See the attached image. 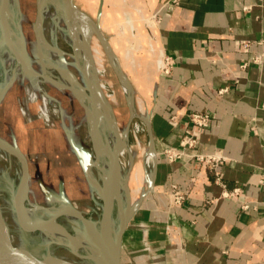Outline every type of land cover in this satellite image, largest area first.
<instances>
[{
	"label": "crops",
	"instance_id": "1",
	"mask_svg": "<svg viewBox=\"0 0 264 264\" xmlns=\"http://www.w3.org/2000/svg\"><path fill=\"white\" fill-rule=\"evenodd\" d=\"M123 1L144 16L159 15L156 47L173 67L168 75H155L151 96L147 90L141 97L150 133L139 136L133 151L145 177L139 192L154 188L150 194L141 191L134 202L136 222H129L123 235L120 263L264 264V193L258 185L264 167V44H257L264 41V0H179L171 9L164 6L168 0ZM247 6L250 12L243 11ZM102 16L99 0L98 22ZM195 112L210 116L197 151L220 152L223 183L229 190L239 187L254 208L243 211L238 202L219 198L213 172L193 158L169 163L162 155L179 147L191 129L187 116ZM172 115L179 117L176 127L169 123ZM150 137L157 153L153 178L142 162ZM172 184L187 193L181 207L170 206Z\"/></svg>",
	"mask_w": 264,
	"mask_h": 264
},
{
	"label": "rangeland",
	"instance_id": "2",
	"mask_svg": "<svg viewBox=\"0 0 264 264\" xmlns=\"http://www.w3.org/2000/svg\"><path fill=\"white\" fill-rule=\"evenodd\" d=\"M14 1V6L19 12V22H17V26L15 22H10V27L13 33L19 31V37L23 42L18 43L20 49L24 46L25 48L22 50L24 52L27 50L30 54L31 51L35 52L36 34L33 31V26L38 20V14L36 18L38 0ZM73 2L77 9L103 35L101 41L98 37H93L90 47L94 60L101 64V70H96V75L119 130V136L123 137L127 129L125 139L128 151L119 154L118 161L125 165L128 158L133 159L130 170L124 167L123 172L124 176L130 173L128 191L134 204L141 191L149 194L151 192L146 189H141L139 192L142 185L145 184V177L139 168L140 161L136 162L135 160L133 148H136L140 143L136 142L132 134V125L138 121L137 117L144 118L141 116L143 113L145 114L141 97L144 92L146 95L151 90L152 84L155 82V75L157 77L161 75L155 56V52H158L156 47L158 44L156 36L153 37L157 26L152 18L153 15L144 16L139 8H132L129 3L126 7L123 0H103V16L99 22L96 19L99 0H73ZM54 7L55 5H50L49 10L54 11ZM57 43L67 63L62 67L48 68L46 72L49 73L47 74L58 81H63L64 74L69 77L74 76L77 85L80 86L81 80L76 72L78 68L71 57L69 45L62 40H58ZM95 50H97V54H95ZM107 52H113L114 57L119 61L122 72L133 92L127 93L123 90L121 81L109 64ZM31 58L32 65L40 73H43L44 68L37 62V56L34 54ZM3 63L4 60L0 58V137L13 144L27 157L30 169L29 188L31 184L36 183L35 181L39 182V186L35 185L39 191L41 205L47 208V212H53L54 209L60 208L63 202H68L91 220L90 225L96 226V222H99L101 218V202L93 197L96 180L94 186H91L88 175L84 172L87 162L92 160V141L88 125L84 120L83 106L77 99L72 100L67 95H61L50 83L47 86L48 94L60 99L58 103H43L42 93L33 96L31 100L25 99L27 84L23 86V83L16 78L12 80L10 71L3 67ZM36 77L40 80V76ZM43 87H46V84ZM67 92L70 93L68 90ZM149 95L151 96V91ZM146 103L149 105V100ZM43 108L46 112L43 111ZM132 109L135 113L134 117L131 116ZM144 134L146 133L144 132ZM148 146V143L145 142V151ZM145 151L142 154V162L145 175L150 176L152 165L145 162ZM93 175L90 177L95 179L94 177L97 176ZM136 177L140 178L143 184L141 182L139 185V180H135L137 183L134 182ZM21 178V167L17 159L13 156L4 158L0 152V205L5 208L12 207ZM150 187L154 188V185ZM114 212L112 221L113 227L116 228L119 225V218L116 210ZM49 213H44L45 219L51 216ZM135 214L136 211L133 213L130 223L136 222ZM67 219L66 215L59 218V224L66 227L72 234L79 232L80 224ZM7 225L15 237V245L28 251L39 260L56 258L74 264H92L77 258L64 246L45 241L38 233L23 232L19 229L13 216L8 218ZM144 246L149 247L147 242L144 243ZM79 254L85 255L86 252L79 251ZM108 255L109 252H105V257L99 258L97 264H108L106 257ZM54 262L59 264L57 260Z\"/></svg>",
	"mask_w": 264,
	"mask_h": 264
},
{
	"label": "bare ground",
	"instance_id": "3",
	"mask_svg": "<svg viewBox=\"0 0 264 264\" xmlns=\"http://www.w3.org/2000/svg\"><path fill=\"white\" fill-rule=\"evenodd\" d=\"M14 3V0H0V58L4 60L3 67L10 71L12 80L16 78V80L23 83V86L27 84L25 89V99L27 98V100H31L33 96L42 93L43 103H58L60 99L49 96L47 91L49 83L53 85L55 82L58 85L55 86L54 84L53 86L56 87L61 95H67L72 100L75 98L81 103V106L85 110L84 120L88 125V132L92 141V160L87 162V167L84 172L88 175L91 186H94L95 179L90 176H94L93 174H95L101 181L103 189H107L106 191L110 192L111 196L117 193L120 197L119 199L122 201L124 193L126 192L123 168H131L132 160L128 158V161L124 163L125 165L118 161L119 154H122L123 151H128V147L125 134L123 137L119 136V130L113 120L111 109L103 95V91L101 93L96 92L92 84H89L88 89H84V87L77 85L74 76L69 77L64 74L65 78L62 76L63 81H58L50 77L47 74L49 72H46L48 68L54 66L62 67L67 63L59 50L58 40H62L70 46L72 54L76 59L75 63L76 65L78 64L83 73L90 76V68L93 66L97 71L101 70V64L94 60L90 42L93 37H98L101 41L103 35L100 34L93 23L74 5L67 7L61 0L60 6L57 5L58 0H38V20L33 26V31L36 34L35 52L31 51L29 54L27 50L25 52L22 50L25 48L24 46L21 49L18 46V43L22 42L19 37V31L13 33L10 27V22H15L16 26L17 22H19V12L14 6ZM50 5H55L56 8L54 7V11L49 10ZM97 53V50H95V54ZM34 54L37 56V62L44 68L43 73H40L32 65L31 57ZM162 55L163 51L159 48L158 52H155L159 66L161 65ZM107 57L109 64L113 67L114 72H116L117 77L121 81L123 90L127 93L133 92L113 52H107ZM91 62L93 65H91ZM37 75L40 76V80L37 79ZM42 76L43 79L41 78ZM45 84L46 87H43ZM68 88L72 89L70 93L67 92ZM43 111L46 112L45 108H43ZM132 113L131 116L134 117L135 113L133 109ZM0 139L2 140L1 137ZM5 143L8 144L9 142L6 141ZM0 152L4 158L10 157L9 154L2 150ZM154 160L155 153L153 149L148 148L145 151V162ZM135 180H139V185L141 182L143 184L140 178L136 177L134 182H136ZM35 182L39 186V182ZM33 184L30 185L29 195L26 201L22 200L18 190H16L12 207L5 208L0 205V212L5 221L7 222L8 218L13 216L17 223L18 216L22 225L27 228L39 225L41 231L38 234L45 241L66 246L73 254H79V251H84L89 258L95 259V264L99 262V258L105 257V252H109V255L106 257L108 264H111L113 255L112 241L102 237L97 224L94 227L90 225L89 229L87 226L79 223L81 220L80 216L72 211L66 212L65 215L68 217V221L71 220L70 222L80 224V230L76 234L70 235L66 227L59 224V222H45L44 213L49 212H47V208L41 205L38 188ZM93 197L97 199L98 194L94 192ZM121 205L123 206L122 203ZM55 212H50L49 214H54ZM2 261L3 256L0 253V264H2ZM50 264L58 263L50 260Z\"/></svg>",
	"mask_w": 264,
	"mask_h": 264
},
{
	"label": "water",
	"instance_id": "4",
	"mask_svg": "<svg viewBox=\"0 0 264 264\" xmlns=\"http://www.w3.org/2000/svg\"><path fill=\"white\" fill-rule=\"evenodd\" d=\"M63 4L67 7H71L74 5L73 0H61ZM61 5L60 0H58V4ZM76 7V6H75ZM58 9H60L57 6ZM61 11V10H60ZM37 10H36V18H37ZM36 22V21H35ZM70 47V46H69ZM71 50V48H70ZM71 57L73 59L74 64L76 65V59L74 58L71 50ZM91 65L92 62H91ZM78 69H76V72L81 80L80 86L84 87V89H88L89 84H92L94 86V89L96 92H102L101 86L98 81V77L96 75V69L91 67L90 76L86 75L82 72L81 68L76 65ZM93 74V75H91ZM38 76V75H37ZM43 79V76L41 77ZM88 78V79H87ZM91 81V82H90ZM57 82V81H56ZM55 82L53 83V85ZM58 84H55L57 86ZM59 87V86H58ZM68 91H72V89L68 88ZM104 95V94H103ZM147 122V130L150 133V119L149 118H143ZM127 133V129L125 131V134ZM127 137V136H126ZM5 140L0 139V150L3 152L9 154V156H13L17 159L18 163L21 167V182L18 188V193L22 200L26 201L29 193V181H30V169L27 161V157L25 154H23L17 147H15L13 144H6ZM149 149H153L155 153V168L152 170V175L154 176L156 171V152L153 145V140L150 137L149 141ZM131 156V153H129ZM133 160L131 157L129 158ZM130 170V168H129ZM130 173L126 174L125 176V187L126 192L124 193V198L119 199L120 197L117 195V193H114L113 196H111L110 192H107V189H103L101 181L96 177V189L95 193L98 194V200L101 202V218L99 222H96L99 228V231L103 238L108 239L112 241L113 245V255H112V261L111 264H121L120 263V253H121V246H122V238L123 235L129 225V222L131 220V217L133 213L137 209V203L132 204L131 197L128 191V179H129ZM152 185V184H151ZM152 187H150L147 191H151ZM123 204V206L121 205ZM122 206V207H121ZM121 208V209H119ZM116 209L118 218H119V225L118 227H113V221H112V214L114 210ZM119 209V210H118ZM56 211V212H55ZM72 211L73 213L80 216V224L87 226L90 229V222L85 214H83L81 211H79L75 206H73L71 203L63 202L62 206L57 209H54V214H50L51 216L46 219L45 222L47 223H53V222H59V218L64 217L66 212ZM17 225L18 227L26 233H39L41 231V227L39 225L33 226V227H25L22 225L20 219L17 216ZM46 223V224H47ZM68 233L71 235L68 231ZM15 237L14 235L9 231V227L7 225V222L3 218L1 212H0V253L3 256L2 264H50V260H57L59 264H74L71 262H67L61 259L56 258H49L45 260H39L35 258L33 255H31L28 251L19 248L15 245ZM94 242V241H93ZM62 246V245H61ZM66 247V246H64ZM68 248V247H66ZM69 249V248H68ZM70 250V249H69ZM77 258L91 262L92 264H95V259L89 258L86 254L85 255H79L74 254Z\"/></svg>",
	"mask_w": 264,
	"mask_h": 264
},
{
	"label": "built area",
	"instance_id": "5",
	"mask_svg": "<svg viewBox=\"0 0 264 264\" xmlns=\"http://www.w3.org/2000/svg\"><path fill=\"white\" fill-rule=\"evenodd\" d=\"M179 0H168L164 6L166 9H171L174 6L178 5ZM243 11L250 12L251 7L247 6L243 8ZM153 20L155 21V25L158 26L160 23L159 15L155 14L152 16ZM259 45L264 44V41L257 43ZM250 47L249 43L244 42L242 44V50L244 52H248ZM253 63L258 64L259 58L255 57ZM246 63L241 65V68H246ZM173 67V60L166 56L163 52L161 58V65L159 66L161 75H168L171 73ZM227 92V88L220 89L218 91V95L221 96ZM138 121H135L132 125V134L137 143H139L138 136L147 131V122L140 117H137ZM178 115H172L169 119V123L171 126L176 127L178 125ZM188 124L190 125V131L185 134L180 142L178 148H166L162 151V155L169 163H173L182 159L183 157H191L194 159L195 162L201 164L202 166L209 169L213 172L214 175V183L221 188L220 196L221 199H230L238 202L240 209L243 211H248L252 207L250 203L244 198L242 190L239 187H235L231 190L227 189L225 184L222 181V178L219 174V168L223 165L225 158L220 152H214L211 154H204L197 151V146L199 144L201 134L203 131L207 130L210 127V116L208 113L205 112H195L191 113L187 116ZM149 148V147H148ZM193 154L190 156L189 152ZM156 162H157V154H156ZM148 165L151 164V169L154 170L155 168V160L146 162ZM258 185L260 188L263 189L264 193V167H262ZM187 193L184 189H181L178 185L172 184L170 186L169 191V200L170 206L172 207H181L184 202L186 201Z\"/></svg>",
	"mask_w": 264,
	"mask_h": 264
}]
</instances>
